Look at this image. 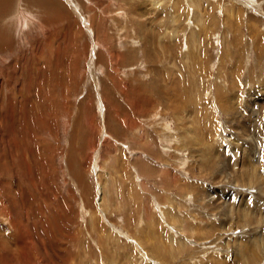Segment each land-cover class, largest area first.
<instances>
[{
	"label": "rangeland",
	"instance_id": "rangeland-1",
	"mask_svg": "<svg viewBox=\"0 0 264 264\" xmlns=\"http://www.w3.org/2000/svg\"><path fill=\"white\" fill-rule=\"evenodd\" d=\"M0 136V264H264V0H8Z\"/></svg>",
	"mask_w": 264,
	"mask_h": 264
},
{
	"label": "bare ground",
	"instance_id": "bare-ground-1",
	"mask_svg": "<svg viewBox=\"0 0 264 264\" xmlns=\"http://www.w3.org/2000/svg\"><path fill=\"white\" fill-rule=\"evenodd\" d=\"M46 0H35V2L36 3H38V4H40V5H42V4H44V2H45ZM48 1V0H47ZM63 1V0H62ZM7 2H8V0H0V6H7ZM55 2V1H54ZM53 3V2H52ZM53 7H60L59 6V4L58 5H56V6H54L53 4H51ZM62 5V4H61ZM64 7V6H63ZM37 18V17H36ZM27 20V19H26ZM34 20V19H33ZM26 26H29L28 24H26ZM67 34V33H66ZM73 36V35H72ZM105 40V39H104ZM29 93V92H28ZM20 103V102H19ZM29 104H31V102L29 103ZM34 105V104H33ZM22 106V105H21ZM27 107V106H26ZM36 108V107H35ZM13 110V111H12ZM11 110V112H10V115L13 117V115H14V111H15V109H12ZM37 110H38V108H37ZM40 110V109H39ZM25 112V115L23 116V119L24 120H26V115H27V113H26V110L24 111ZM29 112V111H28ZM36 113V112H35ZM41 115V114H40ZM15 117V116H14ZM41 117V116H40ZM32 120V119H31ZM10 122H11V120H10ZM14 122V121H13ZM40 122V121H39ZM45 122V121H44ZM41 123H43L42 121H41ZM11 125V124H10ZM4 126H5V124H4ZM9 128H10V126H9ZM14 128V127H13ZM30 129V128H29ZM28 130V129H27ZM27 130L25 131V133H24V135L22 136V138H23V142H21L22 144H20V143H17V141H16V139L13 137V138H9L8 139V146H7V148H5V149H7V151H4V155H6V154H9V156H8V160L10 159V161H13L14 159H15V156H16V158H17V161H19L20 162V164L22 163V160L21 159H25L24 160V162L29 158V157H34L35 158V155H34V153H33V151L29 148V146L27 145V141L29 140V138H32V137H30V135H29V133L27 132ZM4 132H6V131H4ZM11 134V133H10ZM13 135V134H12ZM12 135H10V137L12 136ZM14 136H16V138H17V131H14ZM25 136H26V138H25ZM1 137V136H0ZM2 137H4L5 138V136H2ZM9 137V136H8ZM11 143L12 144H14V148L16 147V150L14 151L11 147ZM42 143V142H41ZM1 144V143H0ZM5 146V147H6ZM37 147V146H36ZM39 147V146H38ZM35 148V147H34ZM3 155V156H4ZM2 157V156H1ZM6 158V157H5ZM36 160L38 161V159L36 158ZM16 161V160H15ZM27 161H29V160H27ZM16 163V162H15ZM17 164V163H16ZM254 165H255V163H253ZM10 165V164H9ZM29 165V164H28ZM30 166H31V164H30ZM26 167H28V166H26ZM16 168V167H15ZM19 168V167H18ZM21 168V167H20ZM25 168V167H24ZM31 168V167H30ZM24 170V169H23ZM30 171L29 172H31V169H29ZM1 171V170H0ZM20 171H21V169H20ZM25 174V173H24ZM3 175V174H2ZM252 175H254V174H252ZM12 176V175H11ZM249 177V176H248ZM250 178H253L254 179V177L253 176H250ZM30 179V178H29ZM249 180H252V179H249ZM29 181V180H28ZM29 182H31V181H29ZM39 185V184H38ZM33 187H34V185H33ZM32 187V188H33ZM39 188V187H38ZM34 189V188H33ZM40 189V188H39ZM24 190V189H23ZM41 190V189H40ZM36 191V190H35ZM41 192H42V190H41ZM43 193V192H42ZM19 194V193H18ZM44 194V193H43ZM38 195V194H37ZM45 197V196H44ZM24 198V197H23ZM46 198V197H45ZM25 199V198H24ZM48 199V198H47ZM87 199H88V197H87ZM211 200V199H210ZM51 201V200H50ZM7 215V214H6ZM14 222V221H13ZM14 224V223H13ZM21 224V223H20ZM22 225V224H21ZM22 232V231H21ZM23 233H25V232H23ZM30 238V237H29ZM31 239H33V238H31ZM30 239V240H31ZM256 242V241H255ZM34 243V242H33ZM257 243V242H256ZM258 247H259V245H257ZM249 247V246H248ZM244 248H246V247H244ZM254 248H256V245L254 244V246L250 249L254 254H255V252L257 253V251H254ZM247 249V248H246ZM242 250H243V248H242ZM243 252V251H242ZM245 252V251H244ZM244 254V253H243ZM249 254V253H248ZM27 256V255H26ZM25 256V257H26ZM245 256V255H244ZM259 256V255H258ZM246 257V256H245ZM254 257V256H253ZM256 257V256H255ZM254 257V258H255ZM247 258V257H246ZM254 258H253V260H254ZM259 258V257H258ZM249 259H251L250 257H249ZM255 259H257V258H255ZM27 261H29L28 260V258H27ZM30 262V261H29Z\"/></svg>",
	"mask_w": 264,
	"mask_h": 264
}]
</instances>
